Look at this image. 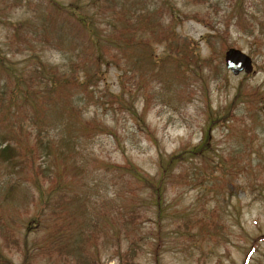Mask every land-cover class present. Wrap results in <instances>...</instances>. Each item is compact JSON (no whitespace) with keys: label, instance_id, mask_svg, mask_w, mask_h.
Returning <instances> with one entry per match:
<instances>
[{"label":"rangeland","instance_id":"374dc122","mask_svg":"<svg viewBox=\"0 0 264 264\" xmlns=\"http://www.w3.org/2000/svg\"><path fill=\"white\" fill-rule=\"evenodd\" d=\"M32 1L11 6L0 0V57L9 58L19 79L0 83V145L15 149L9 161L0 152V264H75L67 254L75 249L70 235L84 222L73 217L60 225L62 237L39 242L46 230L39 228L45 211L36 179L40 191L52 184L57 196L86 204L87 217H101L107 234L82 244L88 259L97 250L102 264H117L111 243L131 213L132 225L150 239L140 242L138 264H155L151 238L158 228L166 240L161 264H264V1L107 0L118 9L102 16L100 2L87 7L90 0H58L76 3L89 26L62 38L48 0L39 8ZM238 8L243 26L241 17H231ZM94 31L105 45L112 35L118 38L120 52L107 49L96 57L82 41ZM230 46L252 57L253 73L225 69ZM38 61L47 77L62 74L43 104L21 81L28 63ZM239 86L253 92L258 106L248 97L228 124L211 129L215 154L201 184L166 185L158 219L152 192L123 167L131 163L156 175L159 155L197 143L208 113L227 105ZM47 210V216L59 215Z\"/></svg>","mask_w":264,"mask_h":264},{"label":"trees","instance_id":"16d2710c","mask_svg":"<svg viewBox=\"0 0 264 264\" xmlns=\"http://www.w3.org/2000/svg\"><path fill=\"white\" fill-rule=\"evenodd\" d=\"M96 2H100V5H98L96 8L97 14L102 16H105L107 11L110 12L111 16H113L116 12L115 9H118V3L114 2L112 3V5H110L107 3V0H90L89 2H87V7L90 4H95ZM9 3L11 6H18L21 3V0H10ZM34 3H37L39 8L41 0L32 1V5ZM46 4L47 12L49 13L51 22H54V28L59 32L64 29L63 33L56 34V36H59V38L64 37L66 34L71 35L72 32H77V29L80 30L89 27L84 16L76 13V10L81 12L76 3L69 2L68 4H62L58 0H48L46 1ZM236 11L237 13L231 17H241V20L238 23L240 26H243L242 22L245 17V13L242 12L241 8H238ZM232 14H234V12ZM147 15L148 20L152 18V13H147ZM72 18L76 26L72 24ZM115 18L116 16L112 17V20H114ZM136 20H138V16ZM109 25L111 24L109 23ZM135 30H137V28H135ZM83 37H85L84 39H82L83 44H87V48L89 51H98L96 57L102 58L104 50L107 49H115L117 52H120L121 45H118V38L114 37L113 35L111 38L106 40L107 45L103 43V39L98 32L94 31L91 35L87 34ZM139 40L140 39L138 38L135 39V37H132L131 43H137ZM54 42L55 41H47L46 44L52 45L54 44ZM84 46L85 45H83V47ZM85 53L86 51H84V54ZM76 55L77 57H81L83 55V49L81 50V53L77 51ZM113 60L117 61L118 57L113 58ZM154 62L156 64L158 63V60L156 59V61ZM9 63H11V61L6 55L5 57H0V80H4L3 83L0 82L2 85L5 84V78L8 79L9 77H13L16 82H19L18 74L14 71V65H10ZM95 64L98 67L100 63L95 62ZM28 65V67L30 68L27 70L28 76H26L24 79H21V81L25 86L28 87L27 93L32 96L39 95V98H41L40 103L43 104L55 85L57 83H61L62 74L57 75L55 79L47 77L45 63L43 61H38L36 63L29 62ZM152 70L153 72L158 70L156 69V65L155 67H152ZM66 80L67 79H65V81ZM63 84L64 83L60 84V86ZM252 96L253 92H244L242 87L239 86L227 105H225L222 109L211 110L208 113L206 127L203 128L202 137L197 143L191 146H182L178 151L172 152L165 156L159 155L156 175L148 176L146 174H143L137 166L131 163H129L127 167H123V169H125L131 177H133L139 183H142L145 188L149 189L152 192L154 199L153 204L156 206V214L158 219H161L165 208L164 194L166 185H170L174 188H183L196 187L201 184L200 179L202 180V178L204 177L203 167L207 168L211 159V155L215 154V150L213 147L214 145L211 142L210 138L211 129L219 124H228L231 121V117L235 114V110L238 109V104H243L245 100L250 103L248 101V97L253 98ZM64 99L66 100L68 98L65 97ZM146 101L148 102L149 99L147 98ZM251 102L253 103L254 107H257L260 100H254L253 98ZM141 125L142 127L146 128L145 123H142ZM0 152L3 158L9 161L14 158L15 149L11 144H4L3 146L0 145ZM184 163L185 166L182 168V165ZM36 184L39 190V196L44 204L43 210L45 211V215H42L44 217H40L41 220L39 228L46 230V233H44V235L40 237L42 239H40L39 242L44 240L46 237H62L64 231L60 230V225L63 224V226H65V223L72 220L73 217L81 218V223L84 222V226L81 229L77 228L76 231L72 235H70V237H73L75 239V242L72 244L75 245V249L71 253L67 254L71 255L75 264H80V262H82V264H102L103 262L101 261V257L97 250H95L94 252H90L91 259H88L87 257L82 255V244L85 241L97 240L100 232H103V234L106 236L107 230L102 228L99 224L98 219L101 217H87L85 213L86 204H84L83 202H79V200L75 197L57 196L56 189L52 184L46 191H40L39 186L43 184L37 182V179ZM51 194H54L52 198ZM48 200H51L50 203H48ZM62 203L63 205L61 206V208H59ZM47 209H51L53 212L55 210L59 211V215H53V217H51L50 214L47 216ZM132 217L133 215L130 213L126 218L127 222H125L122 226L115 230L116 232L114 234V241L111 244L114 248H112V250L114 252L113 254L117 258V264H138L136 258L140 249V242H147L150 240L148 237L141 236L138 233L140 227L132 225ZM94 225H96L97 228L94 235H92L90 229ZM201 238L204 239L203 236H201ZM123 239H126L127 241V244L124 247V244L122 243ZM151 239H153L152 251L154 254L153 257L155 264H161L158 257L161 250L166 245V240H164V236L161 234L160 228L157 229L156 235ZM104 243H106L105 238L102 244ZM28 254L29 253H27V256ZM2 261L4 260H2L0 256V263Z\"/></svg>","mask_w":264,"mask_h":264},{"label":"water","instance_id":"95a60500","mask_svg":"<svg viewBox=\"0 0 264 264\" xmlns=\"http://www.w3.org/2000/svg\"><path fill=\"white\" fill-rule=\"evenodd\" d=\"M224 64L233 74H238L240 71L246 73L252 71L251 57L234 47H229L224 52Z\"/></svg>","mask_w":264,"mask_h":264}]
</instances>
